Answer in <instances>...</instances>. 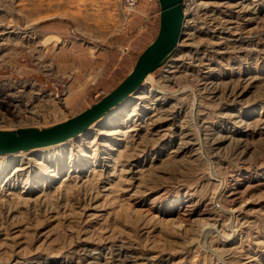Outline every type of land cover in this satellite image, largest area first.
<instances>
[{"label":"rangeland","instance_id":"rangeland-1","mask_svg":"<svg viewBox=\"0 0 264 264\" xmlns=\"http://www.w3.org/2000/svg\"><path fill=\"white\" fill-rule=\"evenodd\" d=\"M185 13L153 92L79 138L0 155V264H264V0ZM159 24V0L128 16L123 0H0V128L98 102Z\"/></svg>","mask_w":264,"mask_h":264},{"label":"water","instance_id":"water-1","mask_svg":"<svg viewBox=\"0 0 264 264\" xmlns=\"http://www.w3.org/2000/svg\"><path fill=\"white\" fill-rule=\"evenodd\" d=\"M160 24L154 41L139 55L132 71L118 86L80 113L49 126L0 128V155L54 146L84 132L110 108L143 85L146 77L161 67L176 51L183 37L185 0H159Z\"/></svg>","mask_w":264,"mask_h":264},{"label":"bare ground","instance_id":"bare-ground-1","mask_svg":"<svg viewBox=\"0 0 264 264\" xmlns=\"http://www.w3.org/2000/svg\"><path fill=\"white\" fill-rule=\"evenodd\" d=\"M185 16H186V13H185ZM185 21H186V17H185ZM185 21H184V28H185ZM179 45H180V43L178 44V47H177L176 51H174L173 53L170 54V56H169L168 59H167V62H168V60H169V59H170V58H171V57L177 52V50H178V48H179ZM153 73H154V72H153ZM153 73H150V74L146 77L144 83H146V82H148L149 84H150V83H154ZM144 83H143V84H144ZM150 85H151V84H150ZM154 89H156V88H155V83H154V85H151L150 90H152V92H153ZM133 93H134V92H131L128 96H126V98H125L122 102H120V103H118L117 105H115V106H113L112 108H110L109 111H108L105 115H103L102 117H100L98 120L94 121L93 124H97L98 122H100L101 120H103V118H104L105 116H107V114H109L110 112H112V111L117 110L118 108H120V105L124 104V103L126 102V100H127L129 97L132 96ZM128 102H129V101H128ZM116 117H117V118H121V117H122V114H120V115L118 114V115H116ZM89 128H90V127H89ZM89 128H88V129H89ZM88 129H86L84 132H82V133H80V134H78V135H76V136H74V137L68 139L67 141L72 140L73 138L75 139V138H79L80 136H83V135L85 134V132H86ZM100 132H102V130H101ZM67 141H65V142H67ZM63 143H64V142H63ZM60 144H62V143H60ZM56 145H58V144H56ZM54 146H55V145H54ZM46 148H47V147H46ZM18 154H19V153H18Z\"/></svg>","mask_w":264,"mask_h":264},{"label":"built area","instance_id":"built-area-1","mask_svg":"<svg viewBox=\"0 0 264 264\" xmlns=\"http://www.w3.org/2000/svg\"><path fill=\"white\" fill-rule=\"evenodd\" d=\"M151 1L153 2L156 0H151ZM138 2H139V0H123L127 16L132 12V10H134V8L138 4Z\"/></svg>","mask_w":264,"mask_h":264}]
</instances>
